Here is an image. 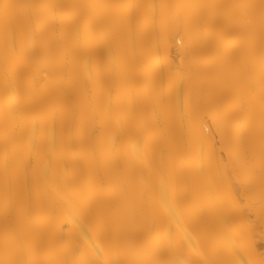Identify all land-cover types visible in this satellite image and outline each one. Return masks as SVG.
Segmentation results:
<instances>
[{"label": "bare ground", "instance_id": "1", "mask_svg": "<svg viewBox=\"0 0 264 264\" xmlns=\"http://www.w3.org/2000/svg\"><path fill=\"white\" fill-rule=\"evenodd\" d=\"M0 264H264V0H0Z\"/></svg>", "mask_w": 264, "mask_h": 264}]
</instances>
